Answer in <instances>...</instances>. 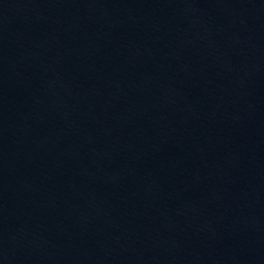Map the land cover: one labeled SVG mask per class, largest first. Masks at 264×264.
Here are the masks:
<instances>
[{
	"label": "water",
	"instance_id": "1",
	"mask_svg": "<svg viewBox=\"0 0 264 264\" xmlns=\"http://www.w3.org/2000/svg\"><path fill=\"white\" fill-rule=\"evenodd\" d=\"M0 264H264V0H0Z\"/></svg>",
	"mask_w": 264,
	"mask_h": 264
}]
</instances>
